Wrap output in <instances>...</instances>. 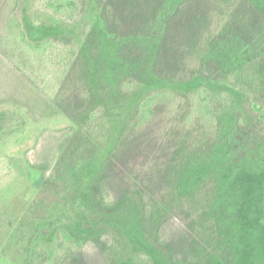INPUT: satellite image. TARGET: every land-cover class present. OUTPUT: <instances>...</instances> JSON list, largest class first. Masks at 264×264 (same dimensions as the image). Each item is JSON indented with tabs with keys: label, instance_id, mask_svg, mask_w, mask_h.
Masks as SVG:
<instances>
[{
	"label": "trees",
	"instance_id": "16d2710c",
	"mask_svg": "<svg viewBox=\"0 0 264 264\" xmlns=\"http://www.w3.org/2000/svg\"><path fill=\"white\" fill-rule=\"evenodd\" d=\"M23 1L0 5V49L14 38L28 54H45L61 83L55 100L78 120L52 172L39 183L58 194L82 163L98 160L90 185L98 212L140 207L141 231L166 264H229L219 191L195 198L208 182L198 166L210 156L239 163L264 153V103L257 101L264 87V0H220L219 25L206 38L195 26L204 23L200 0H94L97 18L84 30L89 59L67 33L29 39L18 13ZM34 4L66 23L84 8L82 0ZM175 35L198 57L194 67L179 66ZM196 80L204 83L193 89L188 84ZM144 155L152 158L147 170ZM126 248L123 230L109 225L81 245L58 234L55 247H39L31 260L122 264ZM141 264H150L146 255Z\"/></svg>",
	"mask_w": 264,
	"mask_h": 264
},
{
	"label": "rangeland",
	"instance_id": "374dc122",
	"mask_svg": "<svg viewBox=\"0 0 264 264\" xmlns=\"http://www.w3.org/2000/svg\"><path fill=\"white\" fill-rule=\"evenodd\" d=\"M82 1L83 11L73 23H66L51 11L38 7L34 0L23 1L18 13L28 38L38 41L67 33L80 55L89 59L84 30L95 23L97 11L94 0ZM199 3L206 8L201 18L204 23L195 26L199 36L206 38L219 25L221 2L200 0ZM3 19L0 9V21ZM174 41L179 66L194 67L198 57L185 50L184 44H188L185 38L175 35ZM3 45L4 51L0 49L1 263L32 264L39 247H55L58 234L81 245L87 237L114 225L123 230L127 242L122 264H141L142 255L148 257L150 264H166L163 255L141 231L140 207L133 206L118 214L100 213L93 207L90 185L99 169L98 160L82 163L58 194L39 183L52 172L77 129L78 120L67 115L55 100L61 83L51 73L49 58L45 54H28L14 38L5 40ZM261 68L264 84V62ZM202 83L196 80L188 85L195 89ZM257 101L264 103V87ZM197 127L201 132L206 129L201 122ZM151 160L143 156L141 164L145 170ZM198 169L207 173L208 182L197 192V201L206 193L219 191L220 223L229 243V264H264V153L239 163L210 156Z\"/></svg>",
	"mask_w": 264,
	"mask_h": 264
}]
</instances>
